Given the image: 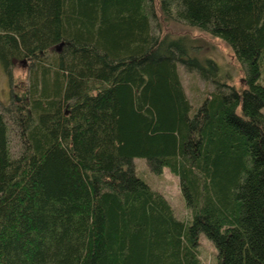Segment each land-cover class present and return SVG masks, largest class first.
<instances>
[{
    "label": "trees",
    "instance_id": "16d2710c",
    "mask_svg": "<svg viewBox=\"0 0 264 264\" xmlns=\"http://www.w3.org/2000/svg\"><path fill=\"white\" fill-rule=\"evenodd\" d=\"M161 19L228 44L244 86ZM20 58L29 82L0 109V264H201L200 233L215 264H264V0H0L10 78ZM179 64L213 86L197 106ZM135 157L178 177L188 219Z\"/></svg>",
    "mask_w": 264,
    "mask_h": 264
},
{
    "label": "rangeland",
    "instance_id": "374dc122",
    "mask_svg": "<svg viewBox=\"0 0 264 264\" xmlns=\"http://www.w3.org/2000/svg\"><path fill=\"white\" fill-rule=\"evenodd\" d=\"M161 20V25H164L161 28H172L174 32L189 35L194 41L199 56H209L215 59L222 70L227 71L230 75L229 82L231 84L237 88L244 86L241 65L234 56L231 47L223 40L181 21L166 22ZM31 66H34L31 59L20 58L15 60L10 78L0 65V109L9 115L14 112L13 103L18 100L17 97L24 94L29 82L28 76ZM178 69L189 99L194 106L199 105L204 96L213 88L212 84L203 80L197 73L186 70L182 64L178 65ZM262 80L264 81V61L262 63ZM10 140L13 149L16 150L18 138L13 131L10 132ZM134 163L136 172L168 198L176 215L179 218L188 219L190 212L181 194L178 177L170 172L167 167H164L161 174H154L149 170L144 157H135ZM199 242L201 264H215L217 250L213 243L204 233L199 234Z\"/></svg>",
    "mask_w": 264,
    "mask_h": 264
},
{
    "label": "water",
    "instance_id": "95a60500",
    "mask_svg": "<svg viewBox=\"0 0 264 264\" xmlns=\"http://www.w3.org/2000/svg\"><path fill=\"white\" fill-rule=\"evenodd\" d=\"M61 45H62V42H60V43H58V44L54 45V48H56L57 50H59V49H60V47H61Z\"/></svg>",
    "mask_w": 264,
    "mask_h": 264
}]
</instances>
